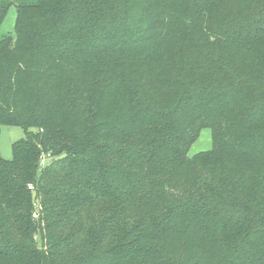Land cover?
<instances>
[{
    "label": "trees",
    "instance_id": "1",
    "mask_svg": "<svg viewBox=\"0 0 264 264\" xmlns=\"http://www.w3.org/2000/svg\"><path fill=\"white\" fill-rule=\"evenodd\" d=\"M11 6L0 264H264V0Z\"/></svg>",
    "mask_w": 264,
    "mask_h": 264
},
{
    "label": "rangeland",
    "instance_id": "2",
    "mask_svg": "<svg viewBox=\"0 0 264 264\" xmlns=\"http://www.w3.org/2000/svg\"><path fill=\"white\" fill-rule=\"evenodd\" d=\"M15 18V7L11 6L0 25V37L13 33ZM25 136L24 130L16 125H0V156L4 159L12 158V143ZM211 148V133L209 128L204 127L200 130L198 137L191 144L187 155L192 156L200 151Z\"/></svg>",
    "mask_w": 264,
    "mask_h": 264
},
{
    "label": "built area",
    "instance_id": "3",
    "mask_svg": "<svg viewBox=\"0 0 264 264\" xmlns=\"http://www.w3.org/2000/svg\"><path fill=\"white\" fill-rule=\"evenodd\" d=\"M39 162H40L41 165L44 164V162H45V156H44V155H41V156H40ZM27 188L30 189V190H32V189H33V186H32L31 184H28ZM34 206H35V204H34ZM32 216H33L34 218H36V217L38 216V209H37V208H35V209L33 210V212H32Z\"/></svg>",
    "mask_w": 264,
    "mask_h": 264
}]
</instances>
